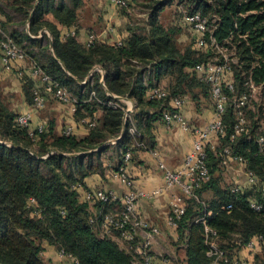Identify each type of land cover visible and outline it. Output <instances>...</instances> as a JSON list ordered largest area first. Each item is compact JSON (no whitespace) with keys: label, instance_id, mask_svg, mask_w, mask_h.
I'll list each match as a JSON object with an SVG mask.
<instances>
[{"label":"trees","instance_id":"trees-1","mask_svg":"<svg viewBox=\"0 0 264 264\" xmlns=\"http://www.w3.org/2000/svg\"><path fill=\"white\" fill-rule=\"evenodd\" d=\"M136 1L144 6L147 19L139 23L131 19L127 24L129 34L124 40L103 42L92 30L96 38L87 45L78 40L77 29L76 34L62 35L64 27L81 23L85 0H0V15L6 14L2 7L5 4L23 14L24 21L30 18L29 33L9 34L26 51V66L40 67L69 88L78 101L74 113L77 120L89 117L95 121L84 137L59 133L54 119L50 120L48 130L46 127L31 131L30 127L18 123L20 113L0 89V264H48L44 256L45 242L74 258L75 262L70 264L141 262L138 237L124 246L113 237H121L120 230L112 228L109 230L112 235L105 231L106 216L120 212L123 204L118 199L83 200L77 188L84 185L86 177L105 174L107 167L102 155L111 147L116 148L124 165L125 154L130 150L133 156L135 152L134 144L143 142L146 147L151 146L153 122L164 119L172 97L185 93L194 99L208 97L211 85L194 71L198 64L208 62L231 66L235 90L228 91L230 100L223 116L225 133L218 135L219 144L215 148H207L211 178L186 199V211L178 217L179 241L186 245L187 264H212L217 256L211 254L212 247L207 242V225L216 232L217 248L223 252L220 264H228L238 259L236 255L244 245L258 237L263 243L258 264H264V193L261 189L264 151L259 142L264 133V105L256 103L253 109L247 107L248 103L243 106L245 122L237 132L239 119L235 102L248 91L249 82L264 85V0H178L186 11L188 8L192 13L199 12L208 21L205 45L209 50L204 54L207 58H194L193 47L178 40L181 29L160 21L161 12L177 3L176 0ZM129 6L130 1L122 8L127 10ZM7 17L11 19L8 14ZM235 46L238 63L226 59L207 61L215 48ZM95 65L105 70L104 85L99 71L82 84ZM28 76L36 83L38 79L31 74L21 78L26 100L33 104L35 87ZM165 80L168 95L162 99L147 98L148 88L159 86ZM114 94L136 100L137 111L133 116L139 133L136 136L124 131V109L108 105L109 101L117 100ZM120 135L115 146L107 145L95 151ZM227 147L232 157H241L247 171L260 179L255 189L233 191L221 165ZM75 152L90 153L60 154ZM208 190L212 193L210 197L204 195ZM249 197L262 208L252 207ZM229 204L232 208L227 209Z\"/></svg>","mask_w":264,"mask_h":264},{"label":"crops","instance_id":"crops-1","mask_svg":"<svg viewBox=\"0 0 264 264\" xmlns=\"http://www.w3.org/2000/svg\"><path fill=\"white\" fill-rule=\"evenodd\" d=\"M179 8L181 11L180 16L182 17H173L172 21H170L169 24L177 26L181 29V34L178 40L182 44L187 42V19L185 13L181 10V8H185H183V6H179ZM5 10L6 14L2 13L0 15V20L3 23L6 33L11 34L16 31H26L29 33L28 26L30 18L27 21H24V19L20 20L16 17V12L12 10L9 11L7 9ZM7 14L10 15L11 19H8ZM32 14L33 12L31 13V16ZM161 14L160 21L163 22ZM81 16V23L78 26L63 28V36H65L69 31L68 29H77L78 40L85 44L88 40L89 34L91 33L90 31L93 30L96 32L97 39L100 41L108 43H120L129 34L127 25L129 21H127V17L123 14V8L118 7L111 0H85ZM145 19H147L146 15L144 17V20ZM4 23L6 25H4ZM47 33L48 35H51L48 30ZM42 35L43 33H41L37 37H41ZM50 48L52 49V44L50 45ZM35 49L38 50V48ZM1 53L2 51L0 48V86L5 85V89L7 90L6 93L9 94L7 96L8 101L12 103L13 108L19 113L33 110L32 104L26 100V96L23 91V81L13 79L16 76L18 77L16 70L6 71L4 69ZM19 64L26 69L29 68L28 66H26V62H22ZM95 66L90 71L88 77L90 76L91 79L93 73L95 71H99L100 73H102L101 80H104L105 70L100 65L99 66L102 67V70H94ZM27 74H30L29 69L27 71ZM149 89L150 88H148L146 92L147 98H149ZM183 96L186 99L183 111L187 121H189L191 124L197 126L205 125L208 121L214 118L215 109L212 108L211 105L209 106L207 104H204L202 102V99H194L190 94L187 93H185ZM124 97L128 100V103L123 104L126 107L129 105L131 107V111L129 114L130 122L128 123L127 127L124 126V131L127 130L132 136H136L139 133L133 134L131 132V127L135 126V128H137L136 121L133 117L135 111H137V103L136 100L132 97L125 95ZM117 100H111V102ZM74 113L75 111L70 109L68 105L66 106L64 103L58 102L51 98L45 109L33 113L30 129L31 131H34L36 129H39V126L41 124L45 123L48 130L50 126V120L54 119L56 121V130L59 133H64V129L68 125H72L74 126L73 134L79 137H84L88 134L90 125L83 123V119L77 120ZM88 118L89 117H87V119ZM152 133L154 136V142L151 146H149L150 148L146 147L143 142H137L133 146L136 149L135 152H133V156L131 157V159L126 160L124 156V165H121V158L118 152L115 150L116 148L113 147L112 149L114 150V154L109 155V157H107V160L104 161V165L107 167L105 174L102 175L99 173H95L86 177L84 179V185H79L78 187L80 197L83 200H86L85 193L87 191L102 189L112 192L116 196V199H118L120 203L123 204V197L129 191L128 184L122 178V173L124 171L130 177V179H132L133 188L151 192L156 187L164 185L165 177L164 172L160 167L161 161L171 169L178 168L183 162L186 154L193 147L194 135L191 132L182 129V127H180V125L177 123L173 124L172 126H168L164 122L163 117L153 122ZM121 137L122 135L117 137L114 143L117 144ZM218 142V136L213 135L207 143L208 146L215 148L216 145L219 144ZM111 152L113 151H110V153ZM233 162H236L239 165L238 172H236V168L230 166V164ZM221 163L222 167L225 169V176H227V181L229 182V184H231L232 186L238 184L243 191L255 189V185L250 184L248 182V178L246 177V163L240 162L228 154L223 157ZM241 175L244 177L241 178ZM175 190L179 191L178 187H176ZM204 195L210 197L212 196V193L208 190L204 193ZM249 198L251 200H254L253 197ZM170 199V192L163 193L155 198L142 197L138 202V212L142 217L146 218L153 225H156L160 228V233L156 237V242L152 244V250L154 251L152 252L155 253L154 264H187L186 245L184 243H179L178 228L170 226L166 221V218L171 210ZM105 231L109 232L108 229H105ZM113 237H115L119 241V243H123V245L126 246L125 243H127V241L118 236ZM138 238V242H140L142 234H139ZM170 242L176 243L177 245L172 246V243ZM215 244L217 246V243ZM169 247H172L173 252L171 258L166 255H162L165 250L170 249ZM262 252L263 243H260V241L258 240L257 243H255L254 247H250L248 246V244L244 245L238 251L236 257L248 264H258L257 256L261 255ZM44 253H46V258H49L50 256L51 258L56 259L63 264H68L67 259L65 260V257L61 256L60 251L57 248H50V251L48 249Z\"/></svg>","mask_w":264,"mask_h":264},{"label":"built area","instance_id":"built-area-1","mask_svg":"<svg viewBox=\"0 0 264 264\" xmlns=\"http://www.w3.org/2000/svg\"><path fill=\"white\" fill-rule=\"evenodd\" d=\"M118 7L128 6L129 0H111ZM1 6V4H0ZM185 13L187 19V11L182 9ZM190 23L194 30L198 33L199 44L205 45V33L209 30L208 21L199 12L190 14ZM76 34V29H70L66 35ZM0 48L2 55L3 67L6 71L16 70L19 77H23L27 74L28 69L33 77L38 79V83L35 86V97L34 103L32 104L33 110L20 113L17 116V121L22 126L30 127L33 113L41 109H44L48 101L52 99H57L58 101L70 105V108L76 111L77 98L69 90L68 87L63 85L61 82L55 80L51 75L45 73L40 67L33 65L29 66L28 69L21 66L19 63L26 62V51L19 46L14 39L6 33L1 26L0 20ZM96 35L90 33L87 45H90ZM99 65L95 66L94 70H102ZM196 70L203 80L211 85V93L215 102L216 113L214 118L208 121L205 125L195 126L190 124L184 114L183 108L185 106L184 96H175L171 98L169 110L164 111V122L168 126H172L177 123L182 127V129L191 132L194 135V144L191 150L186 154L181 165L176 169H171L164 162L161 161L160 167L164 172L165 183L160 187H156L151 192H146L140 189L133 188V181L127 175V173H122L123 180L128 184L129 191L123 197V208L118 213L108 214L104 220V225L108 230L112 228L121 231V236L126 240H133L142 234L141 246L138 247L137 251L142 256V261H137L136 264H154V255L150 253L152 244L156 241L157 235L160 233V228L153 225L146 218L142 217L138 212V202L142 197L155 198L163 193L170 192V213L168 214L166 221L167 223L175 228H178V217L183 215L186 211V199L192 195H195V189L201 187L205 181L211 178V171L207 163L208 159V140L213 135H223L225 133V126L223 124V116L226 112L227 104L230 100L229 92L235 90L234 81L232 80L231 66L228 63H216L208 62L198 64ZM86 83L82 81V84ZM104 85V80H101ZM149 98L162 99L168 95L166 89L161 87H151L149 89ZM118 100L108 104L113 107H122L125 111L124 121L127 122L130 119L131 107L125 106L123 103H128V100L123 96L114 95ZM248 96L241 95L236 98L237 115L239 122L236 125V131L242 130V124L245 122V112L243 106L247 104ZM90 126L95 124L94 119L85 118L82 120ZM46 128V124L43 123L39 126V130ZM264 131V129H263ZM64 132L74 133V126L68 125ZM131 132L137 134L138 130L135 126L131 127ZM261 144V150L264 151V133L259 138ZM225 153L231 155V149L226 148ZM132 157L131 151H128L125 155L126 160H130ZM234 157V156H233ZM234 159L245 162L241 157H234ZM248 182L252 185H256L260 182V179L255 176L252 172L247 171ZM178 187V190L175 188ZM264 193V185L261 186ZM240 185L234 186L233 191H240ZM85 198L91 201L101 200L104 202L110 201L111 199H116V196L107 190L97 189L90 190L85 193ZM251 206L257 210L262 208V205L256 200H251ZM227 209L232 208V204L227 205ZM206 224L204 218H200ZM207 231V242L211 245V254L216 255V259L212 264H220L219 259L221 258L223 252L220 251L216 244L214 235L215 231L206 225ZM259 240L258 237H254L248 243V246L254 247L255 243ZM62 257L68 258L71 262H75L74 258L66 255L63 251H60ZM228 264H248L240 259H236Z\"/></svg>","mask_w":264,"mask_h":264},{"label":"rangeland","instance_id":"rangeland-1","mask_svg":"<svg viewBox=\"0 0 264 264\" xmlns=\"http://www.w3.org/2000/svg\"><path fill=\"white\" fill-rule=\"evenodd\" d=\"M130 1V6L127 10H123V14L127 17V21H130L131 19H134L133 21H137V23L139 22H144V17L146 15L145 13V8L144 6H142L141 3H139V1H134L132 2L131 0ZM177 3H173L171 5H169L166 9H164V11L162 12L161 14V18L163 19V22L165 24H169L170 21H172V18L173 17H179L180 14H181V11H180V8H179V4H178V0H176ZM2 7L4 9H7V10H12L14 11L13 9L5 6V4H2ZM182 10V8H181ZM16 12V17L18 19H24V15L21 14V13H18L17 11H14ZM190 14H192L191 10L187 8V46H192V50L195 51V55L193 53V57L195 58H201V57H204V58H207L204 56V54H207L208 53V50H209V47H207L206 45H202V44H199L198 42V33L194 30V28L192 27L191 23H190V20L188 19ZM182 16H180L181 18ZM213 20H215V17H212ZM28 26V25H27ZM136 26V25H135ZM29 27V26H28ZM45 44H47L45 42ZM212 50V49H211ZM213 55H211V57L207 60V61H219V59L221 60H228L229 62L233 63V64H236L238 63V56H237V51H236V46L233 48V49H230V48H226V47H217L214 49V51H212ZM239 54V53H238ZM231 59V61L229 60ZM194 71L195 73L197 74V70L194 68ZM231 72H232V69H231ZM199 74V72H198ZM233 74V72H232ZM30 77V76H28ZM26 77L25 80L29 81V78ZM28 78V79H27ZM14 80H22L21 77H14L13 78ZM30 80L33 82V88L36 86V82L34 81V79L32 77H30ZM233 80V79H232ZM168 83L167 80L163 81V84L162 85H159L158 87H161V88H164V89H168L166 84ZM165 85V86H164ZM249 88H248V91L247 92H243L242 95H247L248 96V101H247V107L249 108H256L257 106L255 105L256 103L258 104H262L264 105V85H260V86H255L253 85L252 83L249 82ZM9 87V86H8ZM0 89H2L3 91V94L5 96H8L9 94L6 93V89H5V85L4 86H0ZM122 96V95H121ZM183 96V95H182ZM124 97V96H123ZM202 102L204 104H207V105H211L212 108L215 109V113H216V108H215V104L213 102V98L211 96V93L208 97H202ZM51 100V99H50ZM49 100V101H50ZM54 100L58 101L57 99L54 98ZM60 102V101H58ZM170 104V103H169ZM48 105V104H47ZM67 106V104H65ZM70 107V105H68ZM47 107V106H46ZM206 107V106H205ZM71 109V108H70ZM42 110V109H41ZM39 110V111H41ZM37 111V112H39ZM130 122V119L127 120V122L124 121V124L125 126L127 127L128 123ZM189 122V121H188ZM190 123V122H189ZM191 124V123H190ZM263 127H264V122H263ZM117 138H112V139H109L107 142H110V144L108 145V147H110V145L112 146H115L116 143H114V141L116 140ZM105 142V144L107 143ZM104 144V145H105ZM113 147H111V149L109 151H107L104 155H102V159L103 161H106L107 160V157H109V155H113L114 154V150L112 149ZM97 150V149H96ZM110 151H113L110 153ZM92 152V151H90ZM90 152H87V153H90ZM109 152V154H108ZM84 152H75V153H65V155H69V156H78V155H83ZM87 153H84V154H87ZM245 163V162H244ZM230 166L236 168V172L239 171V165L236 163V162H233L230 164ZM242 173V172H241ZM229 176V174H228ZM227 177V176H226ZM244 177L241 175V178ZM246 177H248L247 173H246ZM238 185V184H237ZM237 185H233L234 186H237ZM79 187V186H78ZM78 189V188H77ZM121 238L125 241H131V240H126L124 239L122 236ZM156 242V241H155ZM154 242V243H155ZM46 243V244H45ZM44 243V246L46 247L44 251L48 250L50 251V248L51 249H56V247L54 245H51V244H48L47 242ZM141 243V241H140ZM153 243V244H154ZM172 243L171 245L174 246V245H177L176 243H173V242H170ZM178 243V242H177ZM179 243H182L179 241ZM170 249L168 250H165L163 252L162 255H166L168 256L169 258H171V256L173 255V252H172V247H169ZM153 248H151V251ZM154 252V251H153ZM51 254V253H50ZM155 254V253H154ZM52 255V254H51ZM45 258H46V253L44 254ZM155 257V256H154ZM67 259V262L68 264H70V260L68 258L65 257V260ZM48 264H63L62 262H59L58 260L56 259H53L49 256V258H46Z\"/></svg>","mask_w":264,"mask_h":264},{"label":"water","instance_id":"water-1","mask_svg":"<svg viewBox=\"0 0 264 264\" xmlns=\"http://www.w3.org/2000/svg\"><path fill=\"white\" fill-rule=\"evenodd\" d=\"M90 79V76L88 77L87 81ZM86 81V82H87ZM110 142H107L105 145H103L102 147L98 148L97 150L101 151L105 146H107ZM61 155H65V153H60ZM84 154V153H83Z\"/></svg>","mask_w":264,"mask_h":264}]
</instances>
